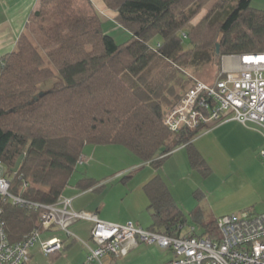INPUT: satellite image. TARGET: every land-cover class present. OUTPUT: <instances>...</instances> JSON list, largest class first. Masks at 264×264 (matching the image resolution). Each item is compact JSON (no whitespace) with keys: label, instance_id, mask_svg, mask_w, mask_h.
<instances>
[{"label":"trees","instance_id":"trees-1","mask_svg":"<svg viewBox=\"0 0 264 264\" xmlns=\"http://www.w3.org/2000/svg\"><path fill=\"white\" fill-rule=\"evenodd\" d=\"M102 1L130 33L126 42L106 34L97 14L76 9V0H39L27 22L39 34L38 44L23 32L15 50L0 58V162L9 192L22 200L0 198L10 243L41 231L44 207L62 196L85 146H122L154 169L184 146L190 165L208 175L192 144L201 131L174 134L164 119L189 88L211 85L221 69L212 81L186 86L180 67L201 70L220 65L222 57L264 53V10L251 7L252 0H214L195 26L191 19L210 0ZM77 185L86 190L94 182L85 178ZM143 190L152 212L149 230L217 238L216 219L204 224L201 210L191 217L203 232H183L194 225L159 175Z\"/></svg>","mask_w":264,"mask_h":264},{"label":"built area","instance_id":"built-area-1","mask_svg":"<svg viewBox=\"0 0 264 264\" xmlns=\"http://www.w3.org/2000/svg\"><path fill=\"white\" fill-rule=\"evenodd\" d=\"M227 59L228 65L211 85L195 83L167 113L164 123L171 133L193 130L203 133L230 120L243 126L252 124L264 131V53L227 56ZM259 156L264 158V147L259 150ZM84 161L82 157L78 164ZM9 189L10 182L0 162V198L12 204L22 203ZM44 209L41 231L21 242L10 243L0 221V264H27L30 250L35 246L44 256L61 252L64 243L59 238L40 240L39 236L59 231L70 237L69 226L79 220L92 223L90 237L95 244V248H88L84 264L100 261L105 255H125L138 243L171 250L174 259L165 264H264V213L221 216L215 221L217 238L212 239L163 235L132 222L105 223L94 213L72 210L71 200L62 196Z\"/></svg>","mask_w":264,"mask_h":264},{"label":"rangeland","instance_id":"rangeland-1","mask_svg":"<svg viewBox=\"0 0 264 264\" xmlns=\"http://www.w3.org/2000/svg\"><path fill=\"white\" fill-rule=\"evenodd\" d=\"M80 1L83 0H76L75 8L88 13L82 8L85 4L82 5ZM213 5L214 0L205 3L199 10V13L191 19L190 26L197 25L205 15L210 13ZM250 5L253 8L264 10V0H252ZM105 28H107L106 22L103 24V29L106 30ZM118 29H120L119 32L112 31L114 38H116L115 41L118 44H122L129 40L130 35L121 28ZM122 31L125 33V37ZM24 33L35 44H38L39 34L32 31L31 24L26 26ZM156 42L157 39L152 44L155 45ZM182 47L184 50L189 49L188 39H183ZM222 58L220 59V65L211 64L210 67L202 68L201 70H194L191 68L182 69L180 67V72L185 76L187 81L186 86L191 85V83L196 80L212 81L216 77L218 71L220 69L222 70ZM221 70L219 72H221ZM244 128L256 135L255 137H258L259 144H262L261 147H264V131L261 128L252 124ZM255 137L251 141L256 143L257 140H255ZM244 140L248 142L247 139ZM252 145L250 146L244 143V141L235 139L233 142L224 145V148L220 150L213 148L210 154L208 175L195 172L189 167L188 163L183 165L178 163L175 164V170L173 169V174H175L177 179L175 181L178 185L184 186L185 191L181 192V196L189 197V200H186L189 202L190 209H186L187 207H185V204H180L178 207L183 211L188 224L191 222L194 225L197 234L203 232V227L193 223L191 213L194 211L191 208H193L194 204L195 208L199 207V210L202 211L201 220H204V222L206 220L210 222L211 219L234 213H264V158L259 156L261 147L258 149V147L254 148ZM83 151L84 153L82 152L81 157H83L85 161L83 164H78L76 166L70 181H74L76 177L88 171V173L95 174L96 178H98L96 179V187L102 188L99 191H87L84 195H89L88 200H82L79 205L85 204L86 210L92 213L98 211L99 220L105 223L121 224L123 221L135 218L136 215H139V218L136 219L140 220V225L146 230L151 223L150 214L147 210L148 202L143 192V183L146 182L144 180H149L147 178L150 176V173L156 172L152 165L142 162L126 148L118 145L88 146L83 149ZM181 151L177 153L174 158L164 161L163 167L161 171H159L162 176H166L164 169L168 162L171 161L175 163V160L177 162L180 156L186 155V150ZM97 164H102L104 166L101 170L97 169L96 171L87 168L90 165L95 167ZM205 188L209 192L210 197L203 192L204 197L202 198L197 193L199 191L202 192V189L205 190ZM173 193L175 195V191ZM175 196L177 198L178 194ZM140 198L144 199V201L141 202V210L143 208L142 213H138L136 209L137 202L140 201ZM76 204L77 202L74 203L75 208L77 207ZM87 206L89 207L87 208ZM78 222L83 223L85 220H79L76 223ZM133 224L136 225L134 222ZM186 229L187 227H185L183 231L185 232ZM213 230L215 231V228ZM42 235L39 236L40 240H44ZM53 236L59 238L60 241L67 238L65 232L59 231H57V233L54 232ZM36 247L38 246L32 248L30 253L35 250ZM83 251H85V249L82 244L76 243L72 246L70 251H67V253L69 252L68 261H66V259H59L58 261L60 262L56 260L54 264H67L69 261L78 263L81 261L79 254ZM49 260H51L50 257L38 255L35 256V260L32 261V263L48 264Z\"/></svg>","mask_w":264,"mask_h":264},{"label":"crops","instance_id":"crops-1","mask_svg":"<svg viewBox=\"0 0 264 264\" xmlns=\"http://www.w3.org/2000/svg\"><path fill=\"white\" fill-rule=\"evenodd\" d=\"M83 1H80L82 3V5L85 4L84 6H82V8L85 11H87L88 13L97 14L98 17L100 18V21H101L102 30L106 34H109L110 36H112L114 38L112 31L119 32L120 29H118V28H121L116 23V13L114 11L108 9L102 0H83ZM38 3H39V0H0V58L4 57L5 55H7V54H9L15 50L16 44H17V41H18L20 35L25 31V28H26V25H27V22H28L30 15L34 11H36L38 8ZM104 22L107 23V28H105L106 30L103 29ZM122 30L130 35V33L128 31H126L124 29H122ZM123 31H122V33H123ZM123 34L125 37V33H123ZM114 39H116V38H114ZM222 59H223L222 60V68H224L228 65L229 61H228L227 57H223ZM244 127H246V126H244ZM244 127L240 123H238L234 120H230V121H226L222 124H219L218 126L214 127L213 129H211L207 132L200 133L194 138L193 143H192L193 147L196 149L198 154L204 160L205 165L208 169L210 168V154H211V150L213 148L220 150V149L224 148V145H227L230 142H233L235 139L244 141V143L249 144L250 146L253 144L252 146L254 148L258 147V149H259L261 147L262 144H259L258 137H255L256 135H254L253 133H250V130H248ZM254 137L256 138L255 140H257L256 143L251 141ZM244 139H247L248 142H246ZM87 147H85V148H87ZM258 149H257V151H258ZM181 150L182 151L186 150V148L184 146L177 148L164 161H167L171 158H174L175 155L177 153H179ZM83 153H84V151H83ZM163 163H162L161 168L163 167ZM176 163L182 164V165L188 163L189 167L192 170H194L195 172H198L196 169H194L190 165L189 158L187 155V150H186V155H182V157L180 156V158L177 160V162L175 160V163L174 162L172 163L171 161L167 163L166 168L164 169L166 176L163 175L165 179L163 178L162 174L159 173V171H161V168L155 169L156 172L150 173V176L147 178L149 180H144L146 182L143 183V187L155 175H159L164 180L166 185L169 187L170 194L174 200V203L177 206H179L180 204H185L186 205L185 207H187L186 209L189 210L190 209L189 208L190 206L188 204L189 203L188 202L189 197L187 198L185 196H183V197L181 196V192L185 191L184 186L183 185L180 186L177 184V182L175 181V180H177L176 176H175V174H173V169H174ZM103 166L104 165H102V164H97V165H95V167L93 165H90L87 168H89L91 170L94 169L96 171L97 169L101 170V168ZM85 178L91 179L94 182V186H92L91 188L86 189V190H81L77 184L81 179H85ZM96 179H98V178H96L95 174L93 175L91 173H88V171H85V172H83V175L76 177L74 179V181L69 180L68 185L66 186V188L62 192V197L71 200L72 210L75 209L74 211H76V212H80V211L89 212L88 210H86L85 204H82V205H79V204L82 200H86V201L88 200L89 195L88 194L84 195L87 193V191H89V190H92V191L101 190V188L96 187V185H97ZM167 182L169 183V185ZM174 191H175V195L178 194V196H177L178 199L174 195V193H173ZM143 192H144V190H143ZM203 192H205V194H207L209 196V192L207 191L206 188H205V190L202 189V192L199 191L197 194H199L200 197L203 198L204 197ZM144 195H145L147 202H148L147 210L150 214L149 216H150V223H151L152 222L151 221L152 212L148 208L149 200H148L145 192H144ZM186 199H188V200H186ZM143 201H144V199L140 198V201L137 202L136 209L138 210V213H142V211H143V208L141 210V207H142L141 202H143ZM75 202H77L76 208L74 206ZM88 207L89 206H87V208ZM194 208H195V204H194L193 208H191V209L193 211L199 210V207H197L198 209L197 208L194 209ZM89 213H92V212H89ZM94 214H96L98 219H99V216H98L99 212L96 211V212H94ZM136 218H139V215H136L135 218L123 221L121 224H117V223H110V224L124 225L128 222H132V223L134 222V223H136L137 227H140L143 229L142 225H140V220L136 219ZM208 221L209 220H206L204 222V220H202V222L204 224H207ZM150 226H151V224H149V226L147 227L146 230H149ZM91 229H92V223L89 221H85L83 223H79V222L76 223L75 222L71 226H69L68 231H69L70 237L66 236L67 238L63 240L64 247L60 253H56V254L49 256L51 260H49L48 264H54L56 260H57V262H60V261H58L59 259H66V261H68V257H69L68 253L69 252L67 253V251H70L72 249V246L75 245L76 243L82 244L83 248L85 249V251H83L79 254L81 257V261H79L78 263H75V261H69V262H67V264H84V259H85V256L87 254L88 248H95V244L93 243V241L91 240V237H90ZM190 230H194L195 234L199 235L196 233L195 227L187 228L185 231H190ZM52 237H53V233H51V232L45 233L42 235V238L44 240L52 238ZM38 255L41 256L42 254L39 251L38 247H36L35 250L31 251L30 263L28 262L27 264H36V263H32V261H34L35 256H38ZM173 259H174V254L171 250H168V249L163 250V249H159L155 245L138 243L136 246L130 247L125 255H120L117 257L112 256V255H105L103 258L100 259V261H96L93 264H165L167 262L172 261ZM61 264H66V263H61Z\"/></svg>","mask_w":264,"mask_h":264},{"label":"water","instance_id":"water-1","mask_svg":"<svg viewBox=\"0 0 264 264\" xmlns=\"http://www.w3.org/2000/svg\"><path fill=\"white\" fill-rule=\"evenodd\" d=\"M40 96H41V94H39ZM22 158H23V156H20L18 159H17V161H16V163H15V166H14V168L12 169V172H17V170H18V168H19V166H20V163H21V161H22Z\"/></svg>","mask_w":264,"mask_h":264}]
</instances>
